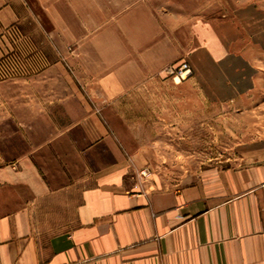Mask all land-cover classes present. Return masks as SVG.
Listing matches in <instances>:
<instances>
[{
	"label": "rangeland",
	"instance_id": "rangeland-1",
	"mask_svg": "<svg viewBox=\"0 0 264 264\" xmlns=\"http://www.w3.org/2000/svg\"><path fill=\"white\" fill-rule=\"evenodd\" d=\"M14 1L0 29V83L15 97L68 99L64 114L119 112L120 130L135 136L133 188H178L264 161V0H207L188 13L147 1L141 17L142 0ZM123 49L107 67L104 56ZM182 63L185 78L164 72Z\"/></svg>",
	"mask_w": 264,
	"mask_h": 264
},
{
	"label": "crops",
	"instance_id": "crops-1",
	"mask_svg": "<svg viewBox=\"0 0 264 264\" xmlns=\"http://www.w3.org/2000/svg\"><path fill=\"white\" fill-rule=\"evenodd\" d=\"M142 1L140 17L148 2L186 13L207 2ZM12 2L0 0V29L16 15ZM126 54L103 61L112 67ZM14 89L0 83V264H264V161L205 171L178 188H133L135 136L120 130L119 112L64 114L68 99Z\"/></svg>",
	"mask_w": 264,
	"mask_h": 264
},
{
	"label": "built area",
	"instance_id": "built-area-1",
	"mask_svg": "<svg viewBox=\"0 0 264 264\" xmlns=\"http://www.w3.org/2000/svg\"><path fill=\"white\" fill-rule=\"evenodd\" d=\"M164 72L168 75H178L181 78H185L189 74V67L186 63H182L177 68L166 67Z\"/></svg>",
	"mask_w": 264,
	"mask_h": 264
}]
</instances>
